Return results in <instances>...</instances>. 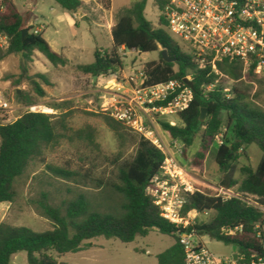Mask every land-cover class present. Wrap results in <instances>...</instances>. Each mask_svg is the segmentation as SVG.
<instances>
[{
  "label": "trees",
  "instance_id": "16d2710c",
  "mask_svg": "<svg viewBox=\"0 0 264 264\" xmlns=\"http://www.w3.org/2000/svg\"><path fill=\"white\" fill-rule=\"evenodd\" d=\"M64 10L75 13L83 8L81 0H53ZM105 9H110L113 0H98ZM148 0H140L119 9L114 16L112 28V47L97 48L94 62L78 65L76 69L92 79L110 77L120 73L124 61L119 49L136 51L140 54L158 52L157 61L145 64L143 84L153 85L177 80L185 85L184 79L190 77L194 86L192 101L188 108L178 117L181 125L160 122V126L171 139H177L184 145L182 164L187 150L199 138L200 147L193 159L196 167L203 168L205 160L216 137L221 135L224 125L223 114L227 116V127L231 130V139L222 137L218 145L216 164L223 173L222 188L232 187L244 195L255 196L256 202L264 208V109L247 101L248 95L238 87L217 84V76L210 74V69H200L190 54L166 29V20L159 15V27L145 16ZM168 0H155L160 13ZM29 15L19 11L13 0H0V34L10 39V47L0 54V61L10 54L22 55L24 62L22 80L29 82V90H16L17 101L29 107L39 103L45 92L35 75L29 72L28 62L32 53L40 52L55 67H65L68 60L56 53L41 33H34L28 25ZM28 30L25 39L22 31ZM166 50L167 62L162 57ZM242 65L236 62H225L219 69L234 81H243ZM254 66L247 73V81L256 79ZM48 82L44 76H38ZM20 82V81H19ZM18 82V83H19ZM264 83V82H262ZM212 86L210 90L205 87ZM231 95L227 97V95ZM69 103L53 106L54 110H67ZM166 106L167 102L158 103ZM208 110L206 120H199L200 110ZM70 113L51 115L46 113L24 112L12 123L0 115V203L13 204L17 199L15 185L23 178L31 164L44 157L48 150L56 149L62 141H87L95 145L94 129L90 126L73 130L68 126ZM104 123L114 132L120 146L127 141L135 145L131 160L120 163L117 167V182L112 185V192L119 198L118 204L105 207L86 193L52 202L50 193L42 191L32 199L35 213L50 222L52 229L38 233L27 227H17L6 223L0 224V264H12V257L18 252H26L28 264H68L58 258L68 253L88 249V242L98 237L117 239L131 243L138 237L145 238L151 232L170 236L173 244L157 255V264H186L184 248L180 243L182 233L201 238L208 235L231 247L236 246L237 264H250L253 259L264 258V211L249 203L245 197L218 196L217 193H206L198 187L194 194L187 196L183 214L196 211L198 216L188 227L170 223L161 216L153 199L146 194V187L160 171L164 153L144 137L130 131L123 123L115 120L108 111H104ZM134 134V135H133ZM255 145L262 157L253 168L244 165L240 169V178H231L233 165L241 157L244 147ZM46 170L57 178L76 181L79 176L75 171L52 164ZM212 213L209 220L199 219L200 215ZM232 230L233 234H227Z\"/></svg>",
  "mask_w": 264,
  "mask_h": 264
},
{
  "label": "rangeland",
  "instance_id": "374dc122",
  "mask_svg": "<svg viewBox=\"0 0 264 264\" xmlns=\"http://www.w3.org/2000/svg\"><path fill=\"white\" fill-rule=\"evenodd\" d=\"M140 0H115L116 8H123ZM18 9L23 13L33 11L38 17V25L42 27L45 37L53 43L55 51L62 54L67 60L65 67H55L40 52L32 53V61L27 63L31 75H35V81L40 83L45 95L39 99L43 113L61 115L70 113L68 126L73 130H79L90 126L94 129L95 145H89L87 141H62L60 146L48 150L42 159L33 162L27 174L17 181L15 189L17 199L13 204L0 203V223L27 227L42 233L52 229L49 221L38 216L30 201L37 198L42 191L50 193L52 202L58 204L62 200L75 197L79 193H86L104 207L118 204L119 198L112 192V185L117 182V167L124 161H129L135 153V145L127 141L120 146L114 132L104 123L103 115L106 111L103 107L106 101L117 91L111 77H101L94 80L90 76L83 75L76 67L94 62L97 47H110L109 42L99 40L96 26L90 27L87 23L79 26L70 25L67 19H56L58 13L66 12L53 0H14ZM33 8V9H31ZM145 15L154 27H159L160 11L155 5V0H148ZM2 54V53H1ZM124 61L123 70L117 74L119 82L125 87L132 84L137 86L141 72L146 63L157 61L158 52L140 54L136 51H123L120 53ZM24 62L22 55L10 54L0 61V91L10 101L11 110L0 113L6 119V123H12L26 112L25 106L16 99L15 91L29 90V82L22 80ZM38 76H44L48 82ZM131 78L134 82L128 83ZM20 81V82H19ZM19 82V83H18ZM262 82H264L262 80ZM256 79L251 81H226L221 83L227 87H238L248 95L247 101L264 109V83ZM61 103H69L67 110H54L53 106ZM152 124L149 126L156 131L163 142V146L172 149L170 137L160 126V122H169L181 125L176 115L151 114ZM224 125L221 131L222 137L231 139V130L227 127V116L223 114ZM134 135V134H133ZM219 143L215 141L205 160L203 168L196 167L193 159L199 150L200 141L187 150L183 166L192 178L190 181L201 191L213 194L215 188L222 186L223 173L216 164V153ZM262 157L261 150L250 145L244 147L241 157L233 165L231 178H240V169L244 165L255 168ZM52 164L61 168L75 171L79 176L76 181L63 180L50 174L46 165ZM237 191L236 187L231 188ZM217 193V192H216ZM10 208L8 219L4 215ZM6 212L4 213V211ZM212 213L199 216L200 220H209ZM4 220V221H3ZM264 230V224H263ZM208 249L217 257H233L231 246L217 241L208 235L201 237ZM200 238V239H201ZM92 246L86 250L68 253L58 258L60 262L68 264H157V255L169 248L174 239L167 235L151 232L147 237H138L134 242L123 243L117 239L98 237L88 241ZM236 252V251H235ZM237 253V252H236ZM12 264H28L26 252H18L12 257Z\"/></svg>",
  "mask_w": 264,
  "mask_h": 264
},
{
  "label": "built area",
  "instance_id": "2783aa9c",
  "mask_svg": "<svg viewBox=\"0 0 264 264\" xmlns=\"http://www.w3.org/2000/svg\"><path fill=\"white\" fill-rule=\"evenodd\" d=\"M160 14L166 20L169 34L191 55L198 68H209L210 74L217 76V84L223 79L235 82L219 69V65L226 61L242 65L241 80H246L248 71L254 66V74L264 81V0H168ZM9 47V37L0 34V54ZM123 51L124 47L119 49L120 53ZM110 77L113 83L118 84L117 91L112 92L103 108L115 120L149 140L164 153L160 171L146 187V194L153 199L165 220L188 227L198 214L196 211L183 214V210L187 196L198 190L181 162L184 145L170 138L172 149L164 147L149 123L152 124L153 113L178 116L185 111L192 101L193 91L177 80L145 85L144 72H141L140 77H135V80L140 81L137 86L129 84L125 87L119 82L117 74ZM187 79L192 81L190 77ZM135 80L131 78L128 83ZM205 88L210 90L212 86ZM163 102H167V105H157ZM9 110L10 101L0 91V113ZM26 112L43 113L38 105L27 107ZM216 141L222 144L220 135ZM215 191L218 196L227 198L245 197L249 203L264 211L255 196L222 187L215 188ZM226 232L233 234L232 230ZM180 243L184 248L186 264H237L233 257H217L193 231L191 234L182 233ZM250 264H264V258L253 259Z\"/></svg>",
  "mask_w": 264,
  "mask_h": 264
},
{
  "label": "crops",
  "instance_id": "0c3cea01",
  "mask_svg": "<svg viewBox=\"0 0 264 264\" xmlns=\"http://www.w3.org/2000/svg\"><path fill=\"white\" fill-rule=\"evenodd\" d=\"M81 1L83 2L84 6L78 12L70 13V12H68L62 8L66 13L65 14L58 13L56 15V19L60 20V21L67 19L69 21L70 25L76 26V27L79 26L81 23H87L88 25H90L91 28H92V26H96L98 29L99 40L104 41V42H109L111 44V46L107 47L105 49H110L112 47V43H113L112 28H113L114 23H115L114 22V16H115V13L121 8H116L114 6L115 0L112 1L110 9L103 8V6L100 4V2L98 0H81ZM13 2H14V0H13ZM31 9H33V8H31ZM26 14L29 15L28 25L33 27L32 31L33 32L36 31L37 33H41L43 38L48 42V44L51 46V48L55 51L53 43L45 37V35L43 34V31H42V27L38 25V17L34 14L33 11H30ZM83 17L87 19V22L82 20ZM97 48H104V47H97ZM58 54H60V53H58ZM94 80H97V78H94ZM113 85L117 86L118 84L113 83ZM10 208L11 207H9L7 212H6V210L4 211V213L6 212V214L4 215V218H3L4 220L8 219V217H9ZM2 223H4V222H2ZM202 241H203V239H202Z\"/></svg>",
  "mask_w": 264,
  "mask_h": 264
},
{
  "label": "water",
  "instance_id": "95a60500",
  "mask_svg": "<svg viewBox=\"0 0 264 264\" xmlns=\"http://www.w3.org/2000/svg\"><path fill=\"white\" fill-rule=\"evenodd\" d=\"M82 20L85 21V22H87V19L84 18V17H83ZM27 34H28V30H27V29H24V30L22 31V39H25V37L27 36ZM162 57H163V59H164L165 61H167V62L172 61V59L168 58V54H167V51H166V50H163V51H162ZM95 78H96V77H95ZM184 82H185V84H186V85H187L192 91H194V86H193L192 81H190L189 79L185 78V79H184ZM207 113H208V110H207L206 108H202V109L200 110L199 120H200L201 122H203V121L206 120ZM232 249H233V252H234V254H233V259H234L235 261H237V259H238V255H237V253L235 252V251H236V246H233Z\"/></svg>",
  "mask_w": 264,
  "mask_h": 264
}]
</instances>
